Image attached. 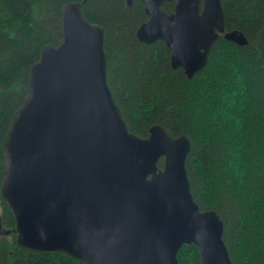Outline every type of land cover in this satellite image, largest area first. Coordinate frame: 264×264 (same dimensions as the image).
<instances>
[{
    "label": "water",
    "instance_id": "water-1",
    "mask_svg": "<svg viewBox=\"0 0 264 264\" xmlns=\"http://www.w3.org/2000/svg\"><path fill=\"white\" fill-rule=\"evenodd\" d=\"M141 1L148 17L136 36L164 40L187 78L219 32L247 42L241 29L225 30L221 0H176L171 13L164 0ZM82 2L62 5L61 41L43 44L29 65L28 94L4 136L0 196L18 245L87 264H178L179 249L193 244L201 264H233L222 219L191 194L189 138L157 123L145 137L128 130L107 83L104 26L85 17Z\"/></svg>",
    "mask_w": 264,
    "mask_h": 264
},
{
    "label": "trees",
    "instance_id": "trees-1",
    "mask_svg": "<svg viewBox=\"0 0 264 264\" xmlns=\"http://www.w3.org/2000/svg\"><path fill=\"white\" fill-rule=\"evenodd\" d=\"M67 1L0 0V186L9 120L28 94L29 65L40 47L61 41L60 11ZM76 1H83L86 18L104 26L107 83L128 130L145 137L157 123L172 136L186 134L185 168L195 202L222 219L233 264H264V0H221L225 29H241L247 42L219 34L191 78L172 66L162 39H137L146 17L141 0ZM14 223L0 196V226L9 231L0 235V264H87L63 252L22 248ZM177 260L201 264L193 244H184Z\"/></svg>",
    "mask_w": 264,
    "mask_h": 264
},
{
    "label": "flooded vegetation",
    "instance_id": "flooded-vegetation-1",
    "mask_svg": "<svg viewBox=\"0 0 264 264\" xmlns=\"http://www.w3.org/2000/svg\"><path fill=\"white\" fill-rule=\"evenodd\" d=\"M126 2H127V4H129V3H131V0L128 2V0H126ZM175 2H176V0H164L163 2H161V4H160V8L161 9H163L164 11H166V12H168V13H171V12H173V10H174V4H175ZM166 3H168V4H170L171 5V8L170 9H166L165 8V4ZM199 3H201V1L199 2ZM143 4V3H142ZM143 8H144V5H143ZM144 12H145V10H144ZM146 14V13H145ZM146 17H145V19L144 20H146L147 19V14L145 15ZM143 20V21H144ZM138 27V26H137ZM224 27H225V25H224ZM225 30H228V29H225ZM136 32V31H135ZM219 34H223V32H219L218 33V35ZM217 35V36H218ZM137 37V36H136ZM137 39H138V37H137ZM139 40V39H138ZM157 40V39H156ZM141 41V40H140ZM164 41V40H163ZM144 42V41H143ZM154 42V41H153ZM165 42V41H164ZM166 44V43H165ZM167 45V44H166ZM169 48V47H168ZM170 49V48H169ZM170 54H171V50H170ZM171 60V59H170ZM179 67V66H178Z\"/></svg>",
    "mask_w": 264,
    "mask_h": 264
},
{
    "label": "rangeland",
    "instance_id": "rangeland-1",
    "mask_svg": "<svg viewBox=\"0 0 264 264\" xmlns=\"http://www.w3.org/2000/svg\"><path fill=\"white\" fill-rule=\"evenodd\" d=\"M2 231H3V229H2V227L0 226V235L3 234ZM5 235H6V234H5Z\"/></svg>",
    "mask_w": 264,
    "mask_h": 264
}]
</instances>
